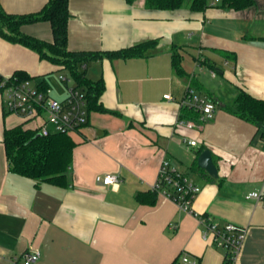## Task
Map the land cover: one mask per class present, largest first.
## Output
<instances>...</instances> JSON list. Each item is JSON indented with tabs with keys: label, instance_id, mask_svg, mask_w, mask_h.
<instances>
[{
	"label": "crops",
	"instance_id": "obj_1",
	"mask_svg": "<svg viewBox=\"0 0 264 264\" xmlns=\"http://www.w3.org/2000/svg\"><path fill=\"white\" fill-rule=\"evenodd\" d=\"M47 1L0 5L10 14H29ZM68 9L71 51L102 53L158 42L146 57L103 55L82 66L85 79L102 82V110L88 108L87 123L69 134L75 146L67 187L9 170L3 133L25 121L5 109L0 94V264L26 251L39 253L34 264H170L182 254L197 264H222L223 249L202 238L194 215L157 192L152 204L137 200L138 193L152 192L162 159L199 186L192 202L196 213L219 225L247 227L234 264H264V206L245 197L264 193V127L232 110L239 89L264 99V0L240 10L209 4L202 12L188 4L149 9L145 0H69ZM21 32L52 39L46 21L24 24ZM171 47L181 55L180 75L171 65ZM61 67L0 36V76L23 71L62 99L65 91L59 92L51 74L66 70ZM188 87L214 102L212 119L200 121L197 111L181 106ZM204 149L215 177L197 165ZM105 173L118 175V184L96 183L95 176Z\"/></svg>",
	"mask_w": 264,
	"mask_h": 264
},
{
	"label": "trees",
	"instance_id": "obj_2",
	"mask_svg": "<svg viewBox=\"0 0 264 264\" xmlns=\"http://www.w3.org/2000/svg\"><path fill=\"white\" fill-rule=\"evenodd\" d=\"M68 3L69 0H48L40 10L29 14H10L0 5V36L9 42L33 49L41 59L61 65V68L68 71L72 80L86 89L88 108L102 110V107L97 105L102 82L91 83L85 79L82 66L89 60L103 55L114 58L146 57L156 47L158 40L149 39L126 48L102 53L71 51L66 45ZM187 4L191 11L202 12L209 5V0H188L187 3L186 0H145V7L155 10H177ZM218 4L225 8L240 10L252 5L253 0H220ZM38 21L49 23L51 41L39 40L21 32L22 25ZM180 61L181 55L175 47H171V65L178 75L182 74ZM12 75L18 79L29 78L23 71H15ZM191 110L189 111L192 113ZM232 110L238 117L255 123L257 129L264 127V99L255 98L239 89ZM3 142L10 171L31 178L37 183L46 182L62 187L70 184L68 171L75 142L69 134L58 132L44 136L38 133L36 127H27L20 123L4 130ZM154 195L153 191L141 192L136 198L141 203L152 204ZM170 264L181 262L175 258Z\"/></svg>",
	"mask_w": 264,
	"mask_h": 264
},
{
	"label": "built area",
	"instance_id": "obj_3",
	"mask_svg": "<svg viewBox=\"0 0 264 264\" xmlns=\"http://www.w3.org/2000/svg\"><path fill=\"white\" fill-rule=\"evenodd\" d=\"M219 2L220 0H209L210 5ZM211 74L214 75L213 70ZM61 80L66 85V95L62 99H57L50 87L32 84L31 79H18L15 75L0 76L3 105L9 113L21 117L25 122L40 119L41 122L36 128L41 135L77 132L88 121L87 97L73 82L67 83L70 81L69 77L62 75ZM163 96L170 98L169 94ZM180 104L197 111L200 121L210 120L214 116V102L206 95L195 93L191 87L186 89ZM179 124L187 128L194 127L190 121L181 120ZM188 144L195 145V141L189 140ZM95 181L100 185L113 187L118 184L119 177L110 173L98 174ZM151 190L174 202L179 209L194 215L201 226L202 238L223 249L222 264H234L245 239L247 227L231 223L219 225L208 215L196 213L192 208V202L200 190L199 186L188 175L174 167L168 159L161 160ZM245 197L254 199L264 206V193L261 190L250 191ZM38 259L37 251H26L14 257L11 264H34ZM180 262L197 264L196 260L189 259L184 254L180 256Z\"/></svg>",
	"mask_w": 264,
	"mask_h": 264
},
{
	"label": "water",
	"instance_id": "obj_4",
	"mask_svg": "<svg viewBox=\"0 0 264 264\" xmlns=\"http://www.w3.org/2000/svg\"><path fill=\"white\" fill-rule=\"evenodd\" d=\"M197 165L204 169L209 175L217 176V169L213 164L211 153L208 149H204L197 157Z\"/></svg>",
	"mask_w": 264,
	"mask_h": 264
},
{
	"label": "rangeland",
	"instance_id": "obj_5",
	"mask_svg": "<svg viewBox=\"0 0 264 264\" xmlns=\"http://www.w3.org/2000/svg\"><path fill=\"white\" fill-rule=\"evenodd\" d=\"M187 1L188 0H186V3H187ZM51 74L53 75L52 80H54L59 92L62 93L65 91V95H66V86L64 87L65 83L61 80V76L63 75V76L69 77L70 81H68L67 83L71 84L73 82V80L70 77L68 71L67 70H61V71L57 70V71H53ZM32 84H35V83L32 81ZM64 88H65V90H64ZM36 121L37 120H29V121L25 122L24 125L27 127H33L36 124Z\"/></svg>",
	"mask_w": 264,
	"mask_h": 264
}]
</instances>
